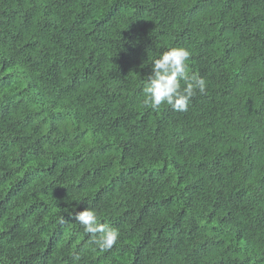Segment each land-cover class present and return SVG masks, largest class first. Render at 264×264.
<instances>
[{"label":"trees","instance_id":"obj_1","mask_svg":"<svg viewBox=\"0 0 264 264\" xmlns=\"http://www.w3.org/2000/svg\"><path fill=\"white\" fill-rule=\"evenodd\" d=\"M170 47L187 112L143 105ZM0 264H264V0H0Z\"/></svg>","mask_w":264,"mask_h":264},{"label":"clouds","instance_id":"obj_2","mask_svg":"<svg viewBox=\"0 0 264 264\" xmlns=\"http://www.w3.org/2000/svg\"><path fill=\"white\" fill-rule=\"evenodd\" d=\"M190 55L185 47H170L152 59L151 75L144 79L142 85L145 108L158 111L161 106H169L173 111L187 112L194 96L206 94V80L188 70ZM87 204L88 207L83 210L72 208L66 209V212L82 227L84 234L90 237V245L99 251L112 249L118 242L119 231L102 222L91 201H87ZM65 222L64 215L58 217L59 224L63 225ZM73 256L74 259H79L77 255Z\"/></svg>","mask_w":264,"mask_h":264}]
</instances>
